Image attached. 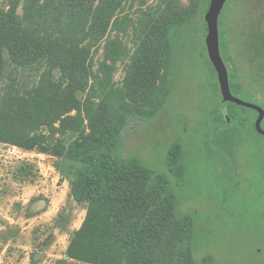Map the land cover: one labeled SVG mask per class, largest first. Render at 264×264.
Masks as SVG:
<instances>
[{
  "label": "rangeland",
  "instance_id": "obj_1",
  "mask_svg": "<svg viewBox=\"0 0 264 264\" xmlns=\"http://www.w3.org/2000/svg\"><path fill=\"white\" fill-rule=\"evenodd\" d=\"M209 5L210 0H0V23L11 24L12 16L13 30L23 36L22 53L0 65V264H92L66 256L88 203L71 194L70 172L78 165L49 150L67 137L43 100L74 93L80 104L70 114L81 116L87 131L110 125L99 107L105 77L130 103L158 108L149 120L127 117L124 155L168 174L170 144L181 140L188 152L189 184L176 192L179 212L193 217L196 262L264 264L259 112H250V130L234 155L207 135L218 106L228 102L220 87L214 92L218 78L206 59ZM220 17L226 64L243 83L246 100L264 108V0H228ZM169 24L182 30L170 68L163 45ZM77 62L79 87L72 71ZM35 137L41 144L29 148ZM189 242L187 230L169 264H188Z\"/></svg>",
  "mask_w": 264,
  "mask_h": 264
},
{
  "label": "trees",
  "instance_id": "obj_2",
  "mask_svg": "<svg viewBox=\"0 0 264 264\" xmlns=\"http://www.w3.org/2000/svg\"><path fill=\"white\" fill-rule=\"evenodd\" d=\"M10 23H0V65L7 56L16 60L23 46V36L13 30L15 19L12 16ZM181 32L178 25L169 24L164 34L168 68L176 58ZM220 38L224 57L225 33L221 27ZM111 53L117 54L115 50ZM206 59L211 75L216 78L215 68L209 58ZM224 60L226 62L225 57ZM80 69L79 62L72 67L78 87L81 86ZM229 76L232 92L248 99L249 94L237 73L229 68ZM105 84L107 90L99 105L100 113L111 119L112 124L90 131L81 116L70 114L80 104L74 93H58L43 100L46 113L51 117L58 116L67 137V141L56 142L49 150L78 165L70 172L71 194L77 202L88 203L86 217L71 239L66 256L92 264H169L171 250L190 230L188 264H198L191 241L194 240L192 214H181L178 209L177 187L186 189L189 184L188 152L183 142L175 140L168 147L165 158L168 174L157 172L136 155H124L122 146L127 117L149 120L157 115L158 108L145 109L130 103L108 77H105ZM213 90L219 93L217 81L213 83ZM252 111L230 101L224 107L218 106L207 131V135L212 134V143L234 155L247 138ZM30 142L29 148H32L40 145L41 139L35 137ZM212 143H206L210 153ZM207 264L216 263L211 259Z\"/></svg>",
  "mask_w": 264,
  "mask_h": 264
},
{
  "label": "water",
  "instance_id": "obj_3",
  "mask_svg": "<svg viewBox=\"0 0 264 264\" xmlns=\"http://www.w3.org/2000/svg\"><path fill=\"white\" fill-rule=\"evenodd\" d=\"M228 0H210L209 9L205 14L208 32L205 38L209 59L217 72L220 92L225 101L254 109L259 112L256 129L264 134L261 126L264 117V108L252 101L238 97L232 92L230 85L229 68L221 52L220 16Z\"/></svg>",
  "mask_w": 264,
  "mask_h": 264
},
{
  "label": "flooded vegetation",
  "instance_id": "obj_4",
  "mask_svg": "<svg viewBox=\"0 0 264 264\" xmlns=\"http://www.w3.org/2000/svg\"><path fill=\"white\" fill-rule=\"evenodd\" d=\"M224 58V57H223Z\"/></svg>",
  "mask_w": 264,
  "mask_h": 264
}]
</instances>
